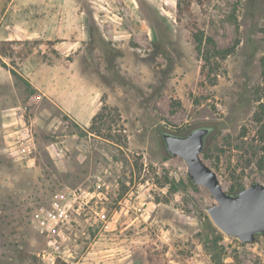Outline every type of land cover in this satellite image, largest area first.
Masks as SVG:
<instances>
[{
	"label": "rangeland",
	"instance_id": "rangeland-1",
	"mask_svg": "<svg viewBox=\"0 0 264 264\" xmlns=\"http://www.w3.org/2000/svg\"><path fill=\"white\" fill-rule=\"evenodd\" d=\"M207 37L230 53L205 63ZM261 57L264 0H0V264H47L54 202V264H264V236L223 233L160 136L208 126L221 186L264 184Z\"/></svg>",
	"mask_w": 264,
	"mask_h": 264
},
{
	"label": "water",
	"instance_id": "water-1",
	"mask_svg": "<svg viewBox=\"0 0 264 264\" xmlns=\"http://www.w3.org/2000/svg\"><path fill=\"white\" fill-rule=\"evenodd\" d=\"M209 135L210 128L200 126L183 135L163 131L160 136L164 153L181 157L189 181L207 188L216 201L207 208L213 223L223 233L243 243L255 242L259 236H264V184L253 182L235 193L225 190L217 173L202 157Z\"/></svg>",
	"mask_w": 264,
	"mask_h": 264
},
{
	"label": "built area",
	"instance_id": "built-area-1",
	"mask_svg": "<svg viewBox=\"0 0 264 264\" xmlns=\"http://www.w3.org/2000/svg\"><path fill=\"white\" fill-rule=\"evenodd\" d=\"M14 144H16L14 147H16V152L19 156L31 159L28 156L31 152L30 144L20 139L14 141ZM74 197L77 200L76 210L83 209L88 204V200L84 195L78 193ZM68 210L69 204L61 205L58 202H54L51 208H45L37 218L38 230L42 233L44 232L48 238L52 239L49 248H44L42 252L38 253L47 264H54L57 258L61 257V242L58 237L62 236V234L57 233V236H55L54 231L57 226L63 224L68 218Z\"/></svg>",
	"mask_w": 264,
	"mask_h": 264
},
{
	"label": "trees",
	"instance_id": "trees-1",
	"mask_svg": "<svg viewBox=\"0 0 264 264\" xmlns=\"http://www.w3.org/2000/svg\"><path fill=\"white\" fill-rule=\"evenodd\" d=\"M206 39L207 40L205 41V43H207V48H206V50H203V53H204L203 59H204L205 63H209L211 57H213V56L223 58L227 54L230 53L231 50H229V49L217 48V46H216V44L212 38L207 37ZM202 40L203 39L200 38V35H195L194 41H195V46H196V49L198 50V52L201 51V49H202L201 48V44L203 43ZM208 45L210 46V48H208ZM210 51H211V53H210ZM259 63H260V75H261L262 83L264 85V57L260 58ZM256 115L258 116L256 118V121L259 124L258 129L256 131V136H257L256 140L262 144V151H264V104H262L261 102L258 103ZM174 133L178 134V135H183V134H179L177 132H174ZM203 156L205 157L204 152H203ZM242 188L243 187H239V188H236L234 191H229V192L235 193ZM150 259L152 262H154V264H157V263H155V260L153 261V258H150ZM215 263L218 264V263H220V261L216 260Z\"/></svg>",
	"mask_w": 264,
	"mask_h": 264
}]
</instances>
